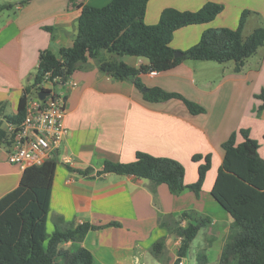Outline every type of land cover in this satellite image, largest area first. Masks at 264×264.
<instances>
[{
    "label": "crops",
    "instance_id": "0c3cea01",
    "mask_svg": "<svg viewBox=\"0 0 264 264\" xmlns=\"http://www.w3.org/2000/svg\"><path fill=\"white\" fill-rule=\"evenodd\" d=\"M110 1L0 0V7L12 5L0 10L1 131L5 133L7 118L23 108L26 90H34L40 52L49 50L58 56L61 48L71 47L81 8H100ZM209 2L222 6V12L209 23L177 30L170 44L174 50H188L207 29H235L244 11L258 14H250L246 23L254 18L264 21V0H148L144 22L157 24L165 9L195 12ZM103 57L114 58L107 53ZM118 59L136 69L148 66L144 58L124 55ZM137 78L143 88L177 93L204 112L192 115L178 99L148 102L132 80L113 79L99 70L95 60L58 83L54 89L64 97L68 134L55 155L46 235L88 223L95 228L81 243L67 241L58 249L84 248L93 264H175L181 238L161 227L160 220L178 219L193 211L208 223L181 262L220 264L226 244L238 229L210 192L222 163L221 145L232 133L247 130L264 159V109L254 98L264 89V45L239 72L234 62L185 60L168 71L154 76L140 73ZM242 141L238 134L236 143ZM8 146V142L0 145V198L18 187L24 170L8 162ZM137 152L178 161L184 167L186 185L197 180L202 163L193 161L194 155H210L211 167L198 196L189 189L173 195L166 185L151 191L147 180L131 175L100 174L105 162L129 163ZM179 223L186 228L191 222ZM160 238L165 239L163 262L150 253Z\"/></svg>",
    "mask_w": 264,
    "mask_h": 264
},
{
    "label": "trees",
    "instance_id": "16d2710c",
    "mask_svg": "<svg viewBox=\"0 0 264 264\" xmlns=\"http://www.w3.org/2000/svg\"><path fill=\"white\" fill-rule=\"evenodd\" d=\"M147 3L148 0H111L100 8L83 6L73 45L61 48L58 56L49 50L40 52L32 88H37L47 75L54 84L65 82L88 60H95L103 73L116 80H132L136 88L142 90L143 85L137 78L140 73L165 72L185 60L234 62L235 71L239 72L246 60L264 45V28H256L247 38H242L249 15L244 11L235 29H207L197 44L182 52V57L174 58L175 50L170 45L173 34L188 26L213 21L222 12V6L209 2L195 12L165 9L157 24L147 25L144 22ZM10 7L12 5H3L0 10ZM104 53L114 58H104ZM124 55L147 59L148 66L130 67L118 59ZM143 98L152 103L178 99L192 115L204 112L201 106L181 95L158 87L148 89ZM254 98L260 103L259 109H264V89ZM23 117L22 108L7 121L18 125ZM238 134L243 138L239 144L236 143ZM7 142L0 129V145ZM221 148L222 163L210 193L232 217L238 232L226 244L220 264H264V159L258 153L259 144L247 130L241 129L232 133ZM192 160L202 163L198 166L197 180L189 185L184 183L185 170L178 161L141 152L129 163L105 162L100 174L131 175L147 180L151 191L166 185L173 195L189 189L198 196L211 167V157L194 155ZM55 168V159L25 168L18 187L0 198L1 264H93L92 255L84 248L69 252L58 247L67 241L81 243L95 227L85 223L64 230L57 228L49 237L46 235ZM185 219L191 223L182 228L179 222ZM59 221L58 217L56 224ZM207 223L193 211L182 213L178 219L161 218L160 226L181 238L175 264H179L200 228ZM164 250L165 239L160 238L151 246L150 253L163 262Z\"/></svg>",
    "mask_w": 264,
    "mask_h": 264
},
{
    "label": "built area",
    "instance_id": "2783aa9c",
    "mask_svg": "<svg viewBox=\"0 0 264 264\" xmlns=\"http://www.w3.org/2000/svg\"><path fill=\"white\" fill-rule=\"evenodd\" d=\"M148 73L157 74L155 71ZM56 85L47 75L32 92L24 93L23 120L18 125L7 123L5 128L9 163L25 169L55 159L68 134L64 125V97L54 91ZM41 91L48 93L44 99L38 96Z\"/></svg>",
    "mask_w": 264,
    "mask_h": 264
},
{
    "label": "rangeland",
    "instance_id": "374dc122",
    "mask_svg": "<svg viewBox=\"0 0 264 264\" xmlns=\"http://www.w3.org/2000/svg\"><path fill=\"white\" fill-rule=\"evenodd\" d=\"M250 14H254V15L258 16V14H256V13H250L249 12V15ZM256 20H257V18H254V20H252V21H256ZM252 21L251 22L249 21L247 23L245 22V26H244L245 30L242 32V38L243 39L247 38L252 33V31L255 30L256 28H264V21H263L262 18L260 19V21H259V18H258L257 22H252ZM179 52H181V51H179Z\"/></svg>",
    "mask_w": 264,
    "mask_h": 264
},
{
    "label": "water",
    "instance_id": "95a60500",
    "mask_svg": "<svg viewBox=\"0 0 264 264\" xmlns=\"http://www.w3.org/2000/svg\"><path fill=\"white\" fill-rule=\"evenodd\" d=\"M173 56H174V58H179V57H182V56H183V53H182V52H179V51H175ZM141 91H142V92H147L148 89L143 88ZM47 94H48L47 92L41 91V92H39L38 96H39L40 99H44V97H45ZM0 264H1V263H0Z\"/></svg>",
    "mask_w": 264,
    "mask_h": 264
}]
</instances>
